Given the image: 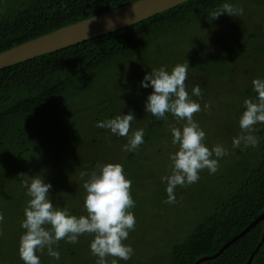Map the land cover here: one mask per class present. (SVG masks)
I'll return each mask as SVG.
<instances>
[{
    "label": "trees",
    "instance_id": "trees-1",
    "mask_svg": "<svg viewBox=\"0 0 264 264\" xmlns=\"http://www.w3.org/2000/svg\"><path fill=\"white\" fill-rule=\"evenodd\" d=\"M133 1L0 0V52ZM225 2L243 8V15L233 17L222 13L217 19L208 17L210 11ZM224 19L244 24L238 25L239 31L233 34L234 38L237 36L233 42L234 56L231 58L232 52L229 53L232 66L248 65L241 72L243 83L239 87L235 85L238 91L229 105L235 114L228 113L220 123L216 122L214 107L204 108L205 104L211 105L204 84L201 85L204 97L200 100L193 96L192 99L201 105V111L195 113L193 119L207 120L205 139L210 137L211 143L204 142L205 145L211 148L226 143L224 147L229 154L219 161L221 166L229 159L227 171L221 170L219 174V179L226 183L225 191L214 195L207 210L195 212V221L181 238L172 241L165 258L144 250L151 254L149 264H193L203 256L215 254L248 226L264 209V124L254 126L252 134L260 139L256 148L241 145L233 149L232 139L241 134L238 119L244 108L243 100L254 99L256 95L251 81L245 82V79L249 74H253V78H264L259 71L264 70V0H187L124 28L0 69V213L4 216V221L0 222V243L8 235L9 227L24 218L23 210L29 197L21 187L19 173L42 175L52 184L49 195L53 204L79 216L86 214L80 172L93 170L98 162L122 165L132 184L130 193L135 207L131 211L137 215L134 214L137 230L142 218L145 226H152L162 209L151 211L150 208L156 196L164 195L165 184L160 178L171 173L168 169L171 162L161 172L158 164L163 162L153 161L149 151L155 138L163 139L171 132L170 122L173 123L174 118L166 113L167 119L160 120L145 112L144 101L151 88L142 90L140 81L150 72V64L153 68L168 70L177 63L187 62L190 68L200 65L188 61L186 51L208 42L196 34L199 27H205L203 34L213 42L217 27L222 26ZM240 56L244 63L238 64L235 59ZM222 77L227 78L228 74ZM189 80L185 81L187 91L194 85V81ZM188 92L191 95V90ZM128 111L141 121L144 130V143L133 152L122 151L127 137L112 135L108 129L96 126L97 121ZM136 120L130 126L129 135L140 129L135 126ZM177 121L181 122L173 124L182 126L184 123ZM209 126L214 132L210 133ZM159 146L158 152L163 153L164 147ZM150 162L152 167L148 168ZM147 172L158 175L152 184L158 182V178L161 181L151 193L145 191L151 185L144 175ZM263 228V221L256 223L218 256L199 264H245L259 243ZM23 231L21 228V233ZM82 236L75 245L61 240L54 246L60 252L59 261L49 257L46 251L38 254L41 264H63L67 258L77 259L93 238L87 233ZM135 236L131 234L127 240ZM5 239L0 248V264H3V256L6 264H23L17 251L19 238L15 246H8ZM93 263L89 258L80 261V264ZM250 264H264V242Z\"/></svg>",
    "mask_w": 264,
    "mask_h": 264
},
{
    "label": "clouds",
    "instance_id": "clouds-1",
    "mask_svg": "<svg viewBox=\"0 0 264 264\" xmlns=\"http://www.w3.org/2000/svg\"><path fill=\"white\" fill-rule=\"evenodd\" d=\"M238 17L243 15V8L223 3L210 11L208 17L217 19L221 14ZM189 64L177 63L170 70L160 67L151 68L140 81V87L151 88L144 101V110L160 120H166L171 114L184 123L181 127H172L171 143L176 151L169 154L171 173L161 176L165 184L167 199L165 204H175L177 186L196 183L202 170L215 174L219 160L229 154L228 149L220 144L211 148L204 143L206 133L193 119L201 111V105L192 97H202L200 85H194L191 95L185 87L188 78ZM252 90L254 99L243 100V111L238 124L241 134L232 139V148H256L260 139L253 135L255 125L264 124V78H253ZM205 109L210 105L205 104ZM134 113H120L112 118L97 121L96 126L106 128L112 135L127 137L122 151L133 152L144 143V130H135L129 135ZM21 187L26 190L29 199L23 210L24 218L20 228L24 231L19 237L17 251L23 264H41L40 255L45 251L56 261L60 252L54 247L59 241L77 244L84 234L92 235L89 249L95 256L96 264H109L108 257L128 261L134 254L130 244H125L129 232L134 230L136 220L131 209L135 207L130 189L131 180L126 178L119 163H97L91 171H81L80 179L84 190L83 208L86 214L73 215L67 208L54 205L50 198L52 184L42 175L19 173ZM4 216L0 213V222ZM113 259L111 264H118Z\"/></svg>",
    "mask_w": 264,
    "mask_h": 264
},
{
    "label": "rangeland",
    "instance_id": "rangeland-1",
    "mask_svg": "<svg viewBox=\"0 0 264 264\" xmlns=\"http://www.w3.org/2000/svg\"><path fill=\"white\" fill-rule=\"evenodd\" d=\"M221 25L222 26L217 27L218 31L214 34L213 42L210 41V37H208L206 33L203 34L205 27H199L196 34H198L201 39L208 40V42L198 45L196 44L195 46L189 48V50L185 53V58L188 61H195L196 64H200L193 65L191 68H188V77L190 80L187 79V81L193 80L194 85H200V87H202V84L207 86L206 90L210 96L208 101L211 103L210 106L214 107L213 111L217 112L213 118L219 123L222 121L221 119H224L226 114L230 113V116L235 114V112H232V108L229 105H231L235 99L234 94L236 91H238L237 87L243 83V80H241V72L243 71L244 66H248L246 64H241V67H234L232 66L233 63L229 61V53L232 52V58L234 56V50L236 49L233 42L237 36L234 38L233 34L234 32L237 33L239 31V24L232 23L231 21L224 19ZM239 26H244V24L240 22ZM189 34L192 36L193 31L190 30ZM261 38H263V36H261ZM203 59L207 60L203 61ZM235 60L239 61L238 64L244 63L243 60L241 61V56L237 57ZM251 65L256 66L255 64ZM151 68H153L152 64H150L148 69ZM259 71L261 72L260 75L264 76V70ZM224 74H228V77H222ZM253 77V74H249L248 78L245 79V82L252 81L251 79H253ZM236 84L237 87L235 86ZM141 89L143 90L144 88L141 87ZM191 89L189 88L188 91ZM199 99L201 100V98ZM173 118V123L181 122L177 121L175 117ZM195 121L200 125L202 124L201 128L206 131V119L202 120L197 117ZM173 123L170 122V124H172L171 127H181L177 126L176 123L175 125ZM209 123L210 125L213 124L211 119ZM135 126L140 128L142 127V123L139 119L136 120ZM211 127L212 126H209L208 128L210 129V133L211 131L214 132V129ZM209 139L210 137L206 138L204 142L210 144L211 141ZM225 144L226 143H224L222 146ZM159 145L164 147L165 151L163 153L158 152V149L160 148ZM151 149L152 150L149 151V154L153 155V161L160 160L163 162L158 164L161 166L159 167L160 171L163 172L166 169V166L168 167L170 163L169 154L176 151V146H173L171 143V132L166 134L165 138L163 139L155 138L153 147ZM228 161L229 159L224 161V165H221L223 167H221L219 163L220 168H218L217 173H215L216 175H210L207 169H205L199 173L200 178L196 183L183 187L177 186L175 190V204H165L163 202L167 199L165 190L162 197L159 196L156 198V196L153 203L154 206H152L153 208L151 207L150 210L152 211L162 209V211L160 214H157L156 220H154L152 226H145V219L142 218V225L140 224L141 226L139 227V230H137L135 224L134 230L129 232V235L134 234L136 236L131 240L124 241L125 244L131 245V247L134 249V254L128 261L118 260V258L114 257H108L107 259L109 264H111L113 259H117L118 264H149L151 259L148 257L151 254H146L144 248H146V252L149 250L148 253L157 252L160 255H164L165 258L172 241L174 242V240L181 238V236L188 231V227H190L195 221V212L197 210H207L212 201L215 199L214 195L222 194L225 191L226 183L224 180L219 179V174L221 170L227 171V165H229ZM231 162H233V158L230 159V163ZM147 166L148 168H151V162L148 163ZM168 169L171 172V168L168 167ZM144 175H146L151 181V185H149V188H146L145 190L146 193L148 191L151 193L157 190V187L161 185L160 179L158 178L159 181L153 184L152 182L156 180L158 175L151 172L144 173ZM204 188H206V190H204ZM133 193L134 192H132V194ZM79 195L81 194H76V196ZM177 211L179 212L178 214H176ZM134 214L136 215V212ZM175 219L178 221L176 222ZM21 234L20 222H18V224H14L9 227L8 235H6V237L4 236L1 241L4 243V239L6 238L5 241L7 242L6 244L8 246H15L14 242H17L16 238H19ZM82 237L83 236H80L79 238L82 239ZM2 243H0V248L3 247ZM84 249L85 250H81V254H78L77 259L75 258L76 260L74 258H67L64 260L63 264H80V261H88V258L89 260H93V264H96L97 258L91 254L89 246ZM67 256L68 255L64 257L66 258ZM2 262L3 264L7 263L6 257H2ZM18 263L20 262L18 261Z\"/></svg>",
    "mask_w": 264,
    "mask_h": 264
},
{
    "label": "water",
    "instance_id": "water-1",
    "mask_svg": "<svg viewBox=\"0 0 264 264\" xmlns=\"http://www.w3.org/2000/svg\"><path fill=\"white\" fill-rule=\"evenodd\" d=\"M185 1L187 0H135L84 18L0 52V69L124 28L150 18L159 12L170 9ZM260 221H263L264 223V209L240 233L223 244V246L215 254L211 256H203L196 260L193 264H199L201 261L215 258L222 253L227 246L244 235ZM263 242L264 228L259 243L254 248L245 264L251 263L253 257Z\"/></svg>",
    "mask_w": 264,
    "mask_h": 264
}]
</instances>
